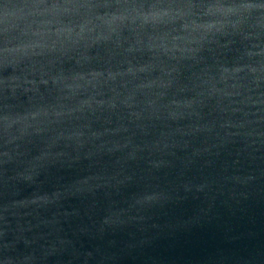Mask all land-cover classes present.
Segmentation results:
<instances>
[{
	"label": "water",
	"instance_id": "water-1",
	"mask_svg": "<svg viewBox=\"0 0 264 264\" xmlns=\"http://www.w3.org/2000/svg\"><path fill=\"white\" fill-rule=\"evenodd\" d=\"M0 264H264V0H0Z\"/></svg>",
	"mask_w": 264,
	"mask_h": 264
}]
</instances>
